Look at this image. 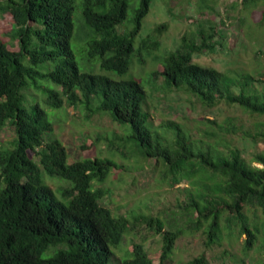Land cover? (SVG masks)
<instances>
[{
    "label": "trees",
    "instance_id": "obj_1",
    "mask_svg": "<svg viewBox=\"0 0 264 264\" xmlns=\"http://www.w3.org/2000/svg\"><path fill=\"white\" fill-rule=\"evenodd\" d=\"M149 3L81 0L77 14L75 0H0V17L11 15L12 38L19 47L11 50L0 38V129L10 123L15 135L11 147H0V264H155L141 242L132 243L125 257L114 259L112 247L122 242L134 222L103 205L108 190L94 188L93 181L104 182L117 164L108 157L68 162L65 146L51 136L45 109L37 102L23 105L22 91L30 82L42 89L48 107L84 103L90 112H104L115 123L128 124L132 150L162 167L161 180L172 186L188 184L186 200L174 213L185 216L193 229L205 223L207 244L219 241L223 217L228 228L234 223L246 234V249L257 239L259 229L251 228L248 212L264 215V147L252 153V161L262 165L258 167L236 146L226 145L223 151L218 144H202L175 120L162 123L159 131L150 126L143 108L146 91L138 80H114L78 67L71 47L77 19L93 33L87 34L85 51L101 69L125 74L135 51L142 62L141 54L158 46L157 40L144 39L134 47ZM241 5L250 11L260 8L264 23V0H241ZM129 7L132 16L126 20ZM125 21L130 28L118 31ZM165 27L162 23L155 30ZM218 35L216 27L200 26L181 36L178 46L161 58L165 84L208 107L224 102L264 116V86L255 84L258 79L252 73H228L193 61L195 54L216 50ZM48 62L54 66L39 67ZM94 98L98 103L88 108ZM258 125L248 136L264 143V120ZM44 173L67 180L68 186L58 188L57 195ZM133 219L161 235L158 264H209L205 253L185 263L173 262L174 241L183 232L179 224L165 227L158 217L146 214Z\"/></svg>",
    "mask_w": 264,
    "mask_h": 264
},
{
    "label": "rangeland",
    "instance_id": "obj_2",
    "mask_svg": "<svg viewBox=\"0 0 264 264\" xmlns=\"http://www.w3.org/2000/svg\"><path fill=\"white\" fill-rule=\"evenodd\" d=\"M80 3L81 0H75L77 14ZM131 16L129 7L126 20ZM260 19L261 9L255 7L251 11L245 10L241 0H150L149 10L142 18L141 28L134 38V47H138L144 39L157 40L158 46L151 49L149 54L142 53V62H139L135 51L125 74L101 69L96 59L88 57L85 41L93 33L79 19L76 21L71 47L81 71L105 75L114 80H138L146 91L143 108L149 114L150 126L153 128L161 131L162 123L175 120L194 139H200L202 144H218V149L223 151H226V145L236 146L251 165L262 167L252 161V153L263 149L264 143L260 139L253 142L248 135L256 132L264 116L224 102L213 107L205 106L185 91L168 87L160 74L163 70L161 58L178 46L181 36L200 26H214L219 32L216 50L195 54L193 61L228 73H252L258 79L255 84L264 86V23ZM162 23L166 27L157 32L155 27ZM130 26L125 21L117 29L123 31ZM11 29L12 17L5 13L0 17V38L9 49L16 51L18 42L12 38ZM53 66L54 63L48 62L39 67L45 69ZM40 83L54 86L50 81ZM29 84L22 91L23 105L28 108L37 102L45 109L52 123L51 136L57 137L65 146L68 162L87 157H108L117 164L104 182L93 181L94 188L108 190L101 203L114 215L128 217L134 222L124 234L122 242L112 247L114 259L125 257L132 243L141 242L154 263L158 264L161 235L140 219H133L134 215L146 214L158 217L165 227H168L169 222L174 226H182L183 232L175 239L171 253L174 263H185L205 253L209 264H264V231L261 229L264 215L261 211L257 210L256 215L248 212L251 228L259 229L257 239L249 249L244 246L246 234L239 233V227L234 223L228 228L224 217L220 223L219 241L207 244L205 223L193 229L192 223H186L185 216L174 213L177 205L186 200L188 184L182 182L172 186L161 180L162 167L153 165L151 160L141 158L132 150L127 138L131 133L128 124H117L104 112H90L84 103H77L75 108L67 103L58 108L48 107L42 89L36 88L31 82ZM91 101L88 108L94 109L98 100L94 98ZM119 136L123 140H117ZM14 138L12 126L6 123L0 129V147H11ZM110 141L114 145L110 146ZM28 154L33 157L32 151H28ZM43 177L57 195L58 188L68 186V181L60 177H50L45 173ZM111 262L114 264L113 260Z\"/></svg>",
    "mask_w": 264,
    "mask_h": 264
}]
</instances>
